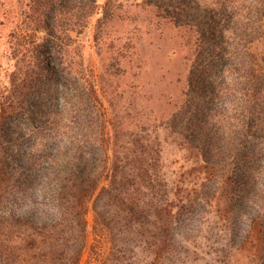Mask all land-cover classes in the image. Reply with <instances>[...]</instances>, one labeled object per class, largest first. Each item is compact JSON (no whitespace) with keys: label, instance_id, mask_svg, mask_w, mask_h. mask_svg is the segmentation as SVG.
<instances>
[{"label":"trees","instance_id":"obj_1","mask_svg":"<svg viewBox=\"0 0 264 264\" xmlns=\"http://www.w3.org/2000/svg\"><path fill=\"white\" fill-rule=\"evenodd\" d=\"M206 2L195 18L190 0H143L192 41L167 127L207 173L203 204L222 199L225 239L184 240L179 224L201 198L175 211L157 139L106 108L100 91L121 57L100 53L120 0H25L5 37L12 65L0 69V264H81L89 206L86 264H228L245 248L234 244L244 215L258 225L264 264V0Z\"/></svg>","mask_w":264,"mask_h":264},{"label":"rangeland","instance_id":"obj_2","mask_svg":"<svg viewBox=\"0 0 264 264\" xmlns=\"http://www.w3.org/2000/svg\"><path fill=\"white\" fill-rule=\"evenodd\" d=\"M24 1L0 0V69L12 65L5 37L13 28L12 22L16 13L24 9V5L21 4ZM105 1L97 0V3L103 6ZM190 1L195 3L192 7V16L200 18L205 0ZM209 2L210 0H207L206 4ZM118 16L120 20L114 22L105 32V45L100 53L102 57L112 53L121 57L119 68L108 69L107 72L111 76L105 78L104 90L101 88L100 91L106 108L109 112L107 101L110 100L114 106L112 112H121L133 123L128 131L151 135L157 139L162 152V162L166 168L165 177L176 206L175 211L178 206H182L180 203L182 200L185 205H189L188 200L201 198L200 205L191 214L185 213L183 222L179 224L180 231L191 232L182 234L184 240L212 244L218 239H225L223 232L227 230V219L222 199L213 200L211 205L203 204L205 196L203 192L202 194L198 192L205 182L207 173L203 166L197 164L180 137L167 127L170 116L181 105L185 79L191 62L195 60L194 49L191 48L192 41H188V36L183 30L162 22L156 11L145 6L143 0H120ZM38 37H41V34ZM262 50L261 42L250 46V52L258 58L262 55ZM95 59L97 60V57ZM96 72H100L99 67ZM252 209L256 207L252 205ZM247 218V215H244L240 219L238 233L240 237H237L234 243L244 242L245 248L234 250L228 264L259 262L258 253L260 254L262 236L258 232L257 224L248 227ZM86 220L88 245L81 264L88 261L89 246L96 239L93 233L94 215L91 206L87 210ZM207 227L215 228L212 234L207 231ZM217 232L221 237L215 239ZM105 249L106 246L102 251L105 252ZM192 258L193 260L187 261L180 258L172 264H207L203 261L204 256L200 258L201 260Z\"/></svg>","mask_w":264,"mask_h":264}]
</instances>
